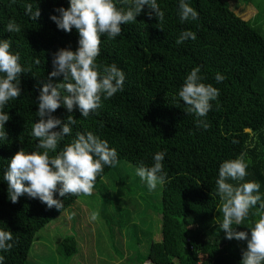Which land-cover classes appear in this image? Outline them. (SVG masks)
I'll use <instances>...</instances> for the list:
<instances>
[{
    "label": "trees",
    "instance_id": "16d2710c",
    "mask_svg": "<svg viewBox=\"0 0 264 264\" xmlns=\"http://www.w3.org/2000/svg\"><path fill=\"white\" fill-rule=\"evenodd\" d=\"M189 2L199 14L195 21L180 22L178 0H158L165 12L163 23L159 24L154 14L149 17L145 6L135 23L122 25L121 36L101 38L97 63H115L124 71L123 91L102 100V107L88 118L78 110L69 113L58 108L53 115L61 120L71 115L77 123L57 152L71 143L77 132L93 131L107 140L117 150L119 163L105 167L95 188L122 163L151 166L153 155L166 150L162 238L151 243L147 256L138 257L139 264H240L246 241L226 239L219 228L223 213L216 179L223 161L245 154L248 168L244 181L228 182L234 186L246 181L260 184L261 201L241 225H233L237 231L250 233V227L264 214L260 208L264 202V0H243L259 9L253 20L243 19L224 0ZM28 3L34 9L39 7L38 20L26 14ZM122 6L117 0V7ZM59 7H69L68 0H0V39H10L11 50L19 52L20 63L28 69L20 77L21 96L4 108L11 119L5 125L8 138L0 141V229L11 231L14 237L13 248L0 252L4 264H29L37 233L87 195H55L63 201L61 209H49L27 194L12 203L3 181L8 160L16 152L37 150L38 140L30 133L38 119L40 87L53 70V54L60 48L75 51L78 47L77 30H59L50 19L58 15L54 10ZM10 20L21 26L19 33L6 31ZM183 30L193 31L196 39L176 44ZM196 66L201 68L202 82L212 84L220 93L211 102L207 129L197 127V118L184 102L173 99ZM216 72L226 79L217 83ZM53 80L61 82L63 77ZM63 246L68 255L77 252L73 237L65 238Z\"/></svg>",
    "mask_w": 264,
    "mask_h": 264
},
{
    "label": "clouds",
    "instance_id": "9594fccd",
    "mask_svg": "<svg viewBox=\"0 0 264 264\" xmlns=\"http://www.w3.org/2000/svg\"><path fill=\"white\" fill-rule=\"evenodd\" d=\"M69 7H59L50 19L59 30L71 33L75 28L79 34L78 47L60 48L52 56L53 70L48 74L47 82L40 87L38 97V118L32 124L31 136L38 140L36 151L24 149L16 152L7 163L3 173V181L8 185V198L12 203L27 194L29 198L38 199L49 209H61L63 201L54 198L66 197L68 194H91L96 178L102 176L105 167H116L119 163L117 150L109 146L105 139L93 131L77 132L71 143L65 144L57 152L59 143L72 133V125L77 123L73 116L66 120L53 115L64 107L69 113L78 110L83 118H88L102 107V100L113 97L123 91L125 73L115 63L102 65L97 63L101 52V38L109 40L122 34V25L135 23L137 17L149 9L147 15L153 14L159 24L165 21V12L160 8L158 0H119L124 6L117 7V0H68ZM26 14L38 20L41 12L39 7L33 8L32 3L25 7ZM180 22L195 21L198 12L189 0H178ZM9 33H19L21 26L14 20L5 25ZM188 39L195 40L196 34L191 30H183L175 43L182 44ZM12 49L10 39H0V141L8 138L5 125L11 119L4 111L9 101L21 96V74L28 69L20 63V54ZM39 59L36 63L39 64ZM201 68L196 66L186 75L178 93V101L184 102L188 112L197 118V127L207 129L208 112L212 101L217 100L219 89L212 84L203 83ZM63 77L61 82L53 78ZM215 81L221 83L226 76L216 72ZM59 129V130H56ZM42 150V151H41ZM55 153V155H50ZM166 150L157 151L151 166L141 162L135 167V174L145 182L149 191L163 185L167 179L163 161ZM248 164L245 154L241 153L234 159L223 161L216 179V194L222 201L223 220L219 228L224 230L226 239L246 241L242 251L240 264H264V214L259 216L248 231H237L233 225H241L248 217L251 208L261 201L260 184L246 181L234 186L232 181H244ZM264 209V202L260 203ZM96 213H92V219ZM14 237L11 231L0 229V252H8L13 248ZM5 257L0 255V264Z\"/></svg>",
    "mask_w": 264,
    "mask_h": 264
},
{
    "label": "rangeland",
    "instance_id": "374dc122",
    "mask_svg": "<svg viewBox=\"0 0 264 264\" xmlns=\"http://www.w3.org/2000/svg\"><path fill=\"white\" fill-rule=\"evenodd\" d=\"M224 1L245 20L259 12L243 0ZM162 193L163 185L149 191L135 166L122 163L91 194L37 233L29 264H139L138 257L147 256L151 243L162 238ZM68 237L77 241L72 255L63 246Z\"/></svg>",
    "mask_w": 264,
    "mask_h": 264
}]
</instances>
